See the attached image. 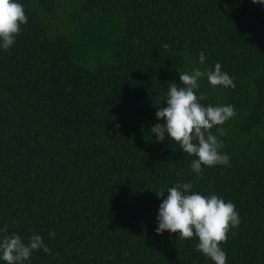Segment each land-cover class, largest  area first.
<instances>
[{
	"label": "trees",
	"instance_id": "1",
	"mask_svg": "<svg viewBox=\"0 0 264 264\" xmlns=\"http://www.w3.org/2000/svg\"><path fill=\"white\" fill-rule=\"evenodd\" d=\"M18 2L27 23L0 48V237L7 224L8 235L38 234L51 252L25 264H214L195 251V235L156 233L155 192L186 182L239 213L221 245L226 264H264V4ZM216 63L235 87L205 77L197 95L235 108L211 129L230 166L202 165L198 176V158L150 128L164 123L155 113L179 72Z\"/></svg>",
	"mask_w": 264,
	"mask_h": 264
},
{
	"label": "clouds",
	"instance_id": "2",
	"mask_svg": "<svg viewBox=\"0 0 264 264\" xmlns=\"http://www.w3.org/2000/svg\"><path fill=\"white\" fill-rule=\"evenodd\" d=\"M252 3L264 4V0H252ZM26 23L25 8L18 0H0V48L8 51L20 34L21 25ZM163 47L167 49L169 45ZM199 61L200 64L205 61L203 52L199 55ZM179 73L180 85L168 83L167 107L159 108L155 113L156 118L164 123L153 125L150 133L155 135L157 142H163L167 134L184 153L197 157L191 168L198 176L202 175V165L230 166V157L220 151L223 141L211 129L233 118L235 108L232 105L205 106L201 103L205 95H197V92L202 78L206 77L213 88H234L233 79L222 71L220 63L215 64L214 70L196 67ZM217 132L220 136L224 135L220 128H217ZM192 189L193 184L186 182L177 183L167 192H155L162 199L156 218V233L160 235L168 231L178 234L180 239H191L195 235L199 241L195 251L203 253L214 264H226L227 256L221 245L227 241L230 227L237 228L241 223L239 213L233 203L225 202L217 195L205 197ZM165 193L168 195L163 199ZM7 228L5 224L2 229L5 235L0 237V260L7 264H25L34 251L43 249L45 254H51L40 235H31L25 243L16 233L8 235Z\"/></svg>",
	"mask_w": 264,
	"mask_h": 264
}]
</instances>
